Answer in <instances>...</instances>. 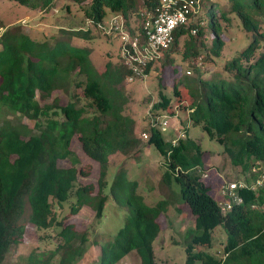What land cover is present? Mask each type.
<instances>
[{
    "label": "trees",
    "instance_id": "16d2710c",
    "mask_svg": "<svg viewBox=\"0 0 264 264\" xmlns=\"http://www.w3.org/2000/svg\"><path fill=\"white\" fill-rule=\"evenodd\" d=\"M13 1L41 11L56 5V0ZM68 1V13L70 2H89L83 10L91 20L88 27L62 25L60 34L45 39L31 37L20 24H0V264L24 240L30 224L39 230L58 229L61 242L47 255L31 253L27 264H52L57 255V264H75L90 243L101 246L98 264H116L132 251L141 264H158L154 246L165 200L147 203L140 180L129 176L147 146L165 158L163 181L179 185L194 217L183 264H264V188L242 190L243 204L222 212L210 186L201 180L200 145L189 136L167 140L154 123L160 112L149 115L144 142L136 119L125 112L121 73L127 76L128 69L107 62L99 70L90 48L72 42L74 36L91 39L90 26L99 29L114 14H123L129 29L136 31L131 17L140 19L141 11L154 10L160 0ZM235 31L242 33L244 43L223 61L221 73L203 76L194 60L202 56L218 65ZM180 40L182 61L193 64L196 75L174 83L176 105L186 99L190 121L219 141L246 179L256 178L252 167L259 163V169L264 168V0H200L188 22L174 30L163 66L171 63L169 54ZM163 86L160 81L154 107L168 109L175 104ZM75 144L98 163L96 184L81 181L91 166L82 164ZM114 155L121 161L111 170ZM67 203L69 211L59 219L57 211ZM112 204L122 221L105 240L92 239L91 225L100 224ZM84 209L93 214V223L78 229L70 217ZM218 225L227 234L220 257L200 248L212 245Z\"/></svg>",
    "mask_w": 264,
    "mask_h": 264
},
{
    "label": "rangeland",
    "instance_id": "374dc122",
    "mask_svg": "<svg viewBox=\"0 0 264 264\" xmlns=\"http://www.w3.org/2000/svg\"><path fill=\"white\" fill-rule=\"evenodd\" d=\"M68 0H56V5L49 11H41L40 9L31 10L15 2L13 0H0V24H20L26 32L33 38H50L51 36L60 34V27L79 26L88 27L87 20L84 16V8L89 5L86 1L80 6L76 3L70 2V13L66 12L65 4ZM131 26L138 28L140 26V19L132 16ZM5 28V26L1 27ZM91 39H83L78 36L72 38L75 45L86 46L90 48L91 60L95 68L102 70L107 62L114 65H119L121 70L128 69L127 66L121 62L119 51V39L114 36H108L99 27L90 26ZM3 30H0L2 32ZM231 37V36H227ZM232 43L229 47L223 50V56L217 62L218 65L205 62L202 56L194 60L195 65L200 66L203 76L209 77L214 72H222L223 61L228 58L233 52L244 43L242 33L235 31L231 37ZM182 40V39H181ZM180 40L177 49L173 50L169 56L172 58L171 63L163 66L165 57H162L157 63L152 64L148 71V76L144 80H136L128 82L124 73L122 82L123 91L127 98L125 107L126 114L134 117L137 122V132L142 136V132L149 134V115L154 112L166 114L168 118V126L163 135L167 140H176L178 137H191L194 139L203 150V166L199 173L201 180L210 186L209 192L215 198H221L220 188L225 180H234L243 175L240 168H235L227 155L223 151V146L217 139L211 138L202 128L201 125L193 124L188 115V109L184 103L176 105L178 96L174 94V83L181 84L182 81H187L196 75L194 65L188 61H182L181 50H183L182 41ZM202 62L199 65V62ZM164 83L162 92L167 96L173 98V107L163 109L156 108L154 104L159 100V82ZM181 90H184L183 85ZM185 93L182 97L184 98ZM66 98L63 95V101ZM155 117V116H154ZM25 121L32 125V122L25 119ZM144 142L147 140L143 138ZM149 149H144L139 157L136 158V163L131 165L129 169V176L138 178L140 187L145 201L149 204H156L158 201H164L165 208L160 215L161 232L155 241V254L158 264H183L186 258L185 252V238L188 230L194 228V217L184 203L180 196V187L172 182L163 181V173L166 170L165 158L153 146H147ZM79 158L82 164H88L89 172L81 177L83 183L94 182L98 179V163L90 160L84 152L80 149L78 144H75ZM146 150V153H145ZM146 154V155H145ZM121 161L119 155L111 156V170ZM65 162H62L64 164ZM204 174H208L207 177ZM69 211V204H65L62 210L57 211L58 218H63ZM118 207L112 204L105 219H101L98 224L92 221L93 214L88 210H82L76 215L70 217V221L76 225L78 229H83L86 226L93 227L91 232L92 239L105 240L110 236V233L117 229L119 223L123 219V215L117 213ZM92 221V222H91ZM58 229H37L33 225H28L24 240L15 245L8 253L4 264H27L28 256L31 253H38L47 255L56 250L57 245L61 240L57 236ZM227 234L221 225H218L213 230V241L211 246H200L218 257L222 256L223 248L226 243ZM101 246L90 243L86 253L77 260L75 264H98L100 258ZM59 255H57L52 264H57ZM116 264H141L140 256L132 251L126 255L120 262ZM199 264V263H197Z\"/></svg>",
    "mask_w": 264,
    "mask_h": 264
},
{
    "label": "built area",
    "instance_id": "2783aa9c",
    "mask_svg": "<svg viewBox=\"0 0 264 264\" xmlns=\"http://www.w3.org/2000/svg\"><path fill=\"white\" fill-rule=\"evenodd\" d=\"M199 3L200 0H160L154 10L140 12L141 23L136 31L129 29L123 14L111 15L100 25L105 34L119 39L120 57L129 71L126 77L128 82L144 80L148 76V66L162 59L174 40V30L188 22L190 13L197 9ZM90 23L91 20H88L87 24ZM199 63L201 65L202 62ZM154 123L161 131H165L169 123L167 115H158ZM141 135L142 138L149 137L145 131ZM258 166L259 163H256L252 167V172L258 173L256 178L246 179L243 174L234 180L223 182L220 188L221 198L218 199L222 212L243 204L242 190L257 191L264 188V168L259 169ZM204 176L207 177L208 174Z\"/></svg>",
    "mask_w": 264,
    "mask_h": 264
}]
</instances>
